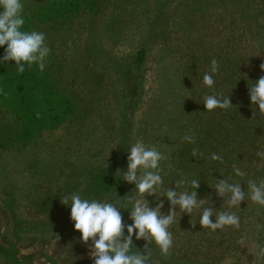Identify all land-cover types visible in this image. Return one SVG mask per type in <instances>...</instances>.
I'll list each match as a JSON object with an SVG mask.
<instances>
[{
  "label": "rangeland",
  "instance_id": "374dc122",
  "mask_svg": "<svg viewBox=\"0 0 264 264\" xmlns=\"http://www.w3.org/2000/svg\"><path fill=\"white\" fill-rule=\"evenodd\" d=\"M31 1L22 0L24 6ZM220 2L237 5L252 20L255 6L250 7V0ZM98 3L96 11L82 8L50 34L62 82L78 98L77 115L25 146L0 148V243L16 249L19 263L15 264H93L70 219V206L60 200L73 192L88 198L89 178L99 169L119 173L122 166L127 168V150L137 140L155 145L167 157L161 161L165 187H173L171 180L178 181L171 176L173 172L183 173L175 171L173 150L189 135L188 130L176 131L185 117L179 105L182 109L188 103L187 89L191 90L173 71L179 69L183 56L178 49L193 22L187 12L195 5L192 0ZM163 20L169 24L165 35L170 50H159L165 45L161 46L157 23ZM142 46L148 48V58L136 69L133 56ZM129 97L136 98V105L127 106ZM1 121L0 112V125ZM5 199L13 202L23 227L19 235L14 234ZM108 199L116 202L118 198L111 195ZM147 199L155 206L154 197ZM161 199V211L167 213L168 201ZM242 204L251 207L238 209V216L243 214V231L230 226L216 231L202 228L199 214L177 211L170 228L174 241L170 255L161 256L153 245L154 264H264V216L251 200ZM134 244L142 247L144 241L134 237ZM0 264H5L2 259Z\"/></svg>",
  "mask_w": 264,
  "mask_h": 264
},
{
  "label": "trees",
  "instance_id": "16d2710c",
  "mask_svg": "<svg viewBox=\"0 0 264 264\" xmlns=\"http://www.w3.org/2000/svg\"><path fill=\"white\" fill-rule=\"evenodd\" d=\"M192 1L195 6L187 12L193 17L192 24L188 26L191 30L180 44L178 50L183 57L180 59L179 69L173 73L191 90L187 89L186 94L189 104L183 103L182 109L181 104L179 105V112L181 110L185 117L178 124L176 132L188 130L187 133L195 138V143L180 140L175 146V171L179 169L183 173L177 176L173 172L171 176L178 180H200V188L197 189L200 198L209 199L217 212L229 211L238 215L239 207H228L227 200L218 197L211 186L217 178L231 177L230 182L241 183L247 191L249 180L257 183L264 180V158L257 155L264 151L259 150L260 144L264 143V114L258 111V106L251 105L248 95V85L264 75L259 67L264 62V0H250V7L255 6L252 20L237 5H229L228 2L224 5L220 2L222 0ZM98 5V0H32L25 4L22 12L25 24L22 30L44 32L45 42L51 52L43 72L35 64L31 67L25 64V71L18 73L15 61L0 62V112L3 123L0 125V148L25 146L44 132L58 128L77 115L78 98L62 82L63 72L50 34L63 26V19L86 7L94 12ZM164 22L166 21L157 23L161 27V46L165 45L159 50H170L172 46H169L170 41L165 35L169 24ZM5 48L6 45L0 46V58L3 57ZM147 56L146 46L136 51L133 56L136 69L145 64ZM213 58L217 60L219 70L214 74L215 84L209 88L203 84V75L211 72ZM121 75L122 78L124 73ZM213 93H223L225 97L229 95L233 106L228 110L217 108L207 111L202 98ZM128 103L136 105V98L129 97L127 106ZM127 106L125 103V107ZM193 149H197L200 155L193 157ZM212 153L222 156L223 162L211 160ZM233 164L246 175L236 176ZM122 169L126 170L122 166L119 173L108 169L92 173L86 186L87 197L103 199L112 195L117 196V201L123 204L130 192L126 187L130 184L122 180ZM175 182L171 180L170 184L174 187ZM4 204L11 211L14 234L19 235V229L22 231L23 227L13 210V202L5 199ZM249 207L243 204L240 206L241 211L251 210ZM253 207L264 216V206L253 203ZM121 211L124 222L130 224L128 211ZM200 211L194 210L191 215H200ZM243 224L241 214L240 231H243ZM0 259L5 264L19 263L16 249L1 243Z\"/></svg>",
  "mask_w": 264,
  "mask_h": 264
},
{
  "label": "clouds",
  "instance_id": "9594fccd",
  "mask_svg": "<svg viewBox=\"0 0 264 264\" xmlns=\"http://www.w3.org/2000/svg\"><path fill=\"white\" fill-rule=\"evenodd\" d=\"M23 8L22 0H0V46L6 45L0 62L15 61L18 73L25 71V64L29 67L35 64L43 72L51 49L45 42L44 32L22 30L25 24ZM259 67L264 71V62ZM218 70V62L213 58L211 72L203 75L205 86L213 87L214 74ZM248 95L251 105L258 106V111L264 114V75L248 85ZM202 100L207 111L217 108L228 110L233 106L230 96L225 97L223 93L207 94ZM183 139L195 143L191 135H185ZM127 152V168L122 169L120 175L123 181L134 187L127 193L123 204L106 197L82 198L79 192L67 194L60 200L63 205L70 206V219L74 222V229L81 234L80 241L89 249L88 256L93 264H154L153 245L161 256H169L174 245L170 228L176 223L177 211L190 216L194 210H201L200 226L212 231L226 226L240 227V217L236 213L217 212L209 199L199 197L200 180L183 178L176 181L174 187H165L161 161L167 157L155 145L137 140ZM191 155L197 157L200 153L193 149ZM257 155L264 158V151ZM210 159L223 162V157L216 153H212ZM232 167L236 176L246 175L237 165ZM231 179L217 178L211 186L218 197L227 200L228 207H240L241 202L248 199L264 206V180L259 183L249 180L245 191L241 183L230 182ZM149 196L154 197L155 206L147 199ZM161 197L168 201L167 213L161 211L164 207ZM121 209L128 211L132 223L124 222ZM191 226L195 228L196 223H191ZM134 237L144 241L142 247L134 244Z\"/></svg>",
  "mask_w": 264,
  "mask_h": 264
}]
</instances>
